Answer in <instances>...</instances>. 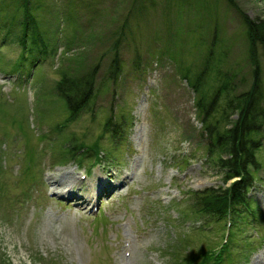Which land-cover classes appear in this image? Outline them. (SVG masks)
Returning <instances> with one entry per match:
<instances>
[{
	"label": "rangeland",
	"instance_id": "1",
	"mask_svg": "<svg viewBox=\"0 0 264 264\" xmlns=\"http://www.w3.org/2000/svg\"><path fill=\"white\" fill-rule=\"evenodd\" d=\"M32 1L51 53L26 78L0 71V264H199L202 258L191 259L199 248L213 253L225 245L221 264H262L264 140L252 193L263 188L252 196L259 210L251 218L233 228H203L190 199L223 181L220 152L208 154L194 93L177 70L201 64L217 28L222 73L235 74L238 92L250 87L248 42L234 7L225 0H145L139 13L130 0ZM232 1L248 18L264 20V0ZM130 11L134 28L125 40L115 38ZM116 41L125 74L102 90ZM21 51L14 43L0 48V68L8 71ZM137 53L148 64L132 76ZM94 66L95 120L87 114L65 124L53 87L63 73ZM260 66L264 92V56ZM116 109L134 126L113 148L114 164L72 161L68 138L97 135L100 117ZM110 169L121 174L119 182ZM62 180L71 183L66 195L56 193Z\"/></svg>",
	"mask_w": 264,
	"mask_h": 264
},
{
	"label": "trees",
	"instance_id": "2",
	"mask_svg": "<svg viewBox=\"0 0 264 264\" xmlns=\"http://www.w3.org/2000/svg\"><path fill=\"white\" fill-rule=\"evenodd\" d=\"M130 2L132 6L129 9H135L136 6L139 13L143 10L141 8L146 6L145 0ZM225 2L229 7H234L245 28L248 42L247 58L252 79L250 87L238 92L239 87L233 81L235 74L222 73L219 65L223 61V53L219 51L220 45L215 33L217 28L213 29V38L201 64L198 67H180L177 70L178 75L187 82L194 93L196 116L211 145V148L207 149L208 154L220 152V157L215 162L221 172L223 185L192 192L190 198L192 209L205 226L214 225L221 230L225 228L226 221H237L251 213L252 209L256 211L251 194L256 187L254 174L260 165L257 162V155L264 140V92L260 66V57L264 56V20H252L235 7L232 0ZM33 4L38 3H33L32 0H0V48L14 43L22 49L16 61L8 64V71L0 68L8 77L26 78V75H31L51 53L48 50L46 34L37 25ZM3 12H10V15L2 18ZM19 13L21 18L18 20L16 17ZM137 20L130 11L122 20V25L114 37L125 40ZM118 46L119 41L112 46L114 54L106 63L99 83L102 90H107L112 85L115 87L125 74L124 63L115 51ZM140 64L146 66L148 63L141 60L137 53L132 61V76H136L140 71V67L137 69ZM97 74L99 75L97 66L77 76L63 73L53 87V94L60 98L65 106L67 114L65 124L87 114L92 121L95 120L96 91L99 82V80L96 82ZM209 84L211 89L208 87ZM119 110L116 109L118 114L112 111V114L100 117L98 121L101 129L97 133L98 136L89 137L83 134L82 139H78L71 135L67 140L68 156L74 161H91L98 164L114 159L113 148L122 146L126 130L124 128L131 129L133 126L132 121L128 122L123 111ZM64 126L61 125L59 128ZM85 139L87 142L92 141L87 143ZM103 141H106L107 145ZM203 251L207 252L202 253ZM208 252L205 247H201L191 259L202 258L203 261L199 264H217L220 256L214 258V253Z\"/></svg>",
	"mask_w": 264,
	"mask_h": 264
},
{
	"label": "bare ground",
	"instance_id": "3",
	"mask_svg": "<svg viewBox=\"0 0 264 264\" xmlns=\"http://www.w3.org/2000/svg\"><path fill=\"white\" fill-rule=\"evenodd\" d=\"M64 181L62 180V183L61 182H55L57 185H59L60 187L59 188H57L56 189V193H58V194H62V195H66V194H68V192H69V190H70V188H68L69 187V185L71 184V183H68V181H66L65 180V182L63 183ZM263 188V186L260 188V189H258L256 192H254L253 194H252V196H256V194L258 193V192H262V189ZM88 197H91V199H90V202L93 200V198H94V196L92 195V196H88Z\"/></svg>",
	"mask_w": 264,
	"mask_h": 264
}]
</instances>
